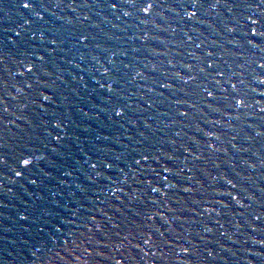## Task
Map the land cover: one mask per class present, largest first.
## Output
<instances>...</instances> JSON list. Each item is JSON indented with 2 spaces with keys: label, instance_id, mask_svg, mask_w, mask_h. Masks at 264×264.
<instances>
[{
  "label": "water",
  "instance_id": "1",
  "mask_svg": "<svg viewBox=\"0 0 264 264\" xmlns=\"http://www.w3.org/2000/svg\"><path fill=\"white\" fill-rule=\"evenodd\" d=\"M32 2L0 0V264H264V0Z\"/></svg>",
  "mask_w": 264,
  "mask_h": 264
},
{
  "label": "snow or ice",
  "instance_id": "2",
  "mask_svg": "<svg viewBox=\"0 0 264 264\" xmlns=\"http://www.w3.org/2000/svg\"><path fill=\"white\" fill-rule=\"evenodd\" d=\"M124 3H125V4H131V6H133V7H136V6H137V4H136V0H124ZM36 6H37V5H36L35 3H33L32 0H21V7H22L23 9L35 8ZM193 6L195 7V3H193ZM109 7H110L111 9H116V8L118 7V3H117V2H112V3L109 4ZM152 7H153V4L148 3L146 6L142 7L141 10L147 12V11H148L149 9H151ZM124 14H125V15H128L129 13L125 12ZM191 15H192V16H195V12L191 13ZM41 18H42V17H41ZM84 19L86 20V19H88V17H84ZM256 23H257V21H252V24H253V25H255ZM251 32H252V36H253V37L257 34L255 28H252ZM81 35H83V34H81ZM260 35L264 36V32H261ZM17 36H19V33H17ZM86 38H87V37H85V39H86ZM53 42H54V41H53ZM41 59H43V58L41 57ZM209 67H211V65H209ZM262 67H264V66H262ZM27 71H28V72H32V68H27ZM222 74H223V73H221V75H222ZM29 87H31V85H29ZM232 87L235 88L236 85L233 84ZM109 90L111 91L110 86H109ZM208 95L211 96L212 93H211V92H208ZM45 99H48V97H45ZM237 103H238V104H243L244 101H243L242 99H240V100H237ZM116 115H117V116H120L121 113H120V112H116ZM141 159L147 161V160L149 159V156H148L147 154H141ZM23 163H24V165L27 166V165H29V164L31 163V161H29V160H24ZM136 163L139 164V161H136ZM91 167H92V168H95L96 165H95V164H92ZM16 174H17V175H20L19 172H17ZM164 179L167 180V177L165 176ZM32 183H35V181H32ZM233 187H235V185H233ZM152 191L155 192L156 189H155V188H152ZM233 199H235V197H233ZM22 219H25V217H22Z\"/></svg>",
  "mask_w": 264,
  "mask_h": 264
}]
</instances>
